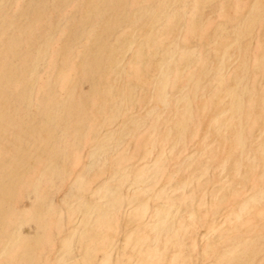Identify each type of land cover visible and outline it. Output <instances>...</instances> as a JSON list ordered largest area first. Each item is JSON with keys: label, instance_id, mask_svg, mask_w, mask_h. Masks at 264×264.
I'll return each mask as SVG.
<instances>
[{"label": "bare ground", "instance_id": "1", "mask_svg": "<svg viewBox=\"0 0 264 264\" xmlns=\"http://www.w3.org/2000/svg\"><path fill=\"white\" fill-rule=\"evenodd\" d=\"M71 1L57 0L55 5ZM172 1L147 0L141 15L132 20H164ZM237 1L220 5L227 27L214 24L215 34L207 40L216 57L200 58L193 48L173 41L164 47L163 62L156 67L147 96L150 105L126 116L118 129L100 133L101 126L105 130L104 125L124 115L135 100L128 71L135 73V87L149 84L138 71V56L115 69L119 40L116 36V44H110L109 36L119 20L132 21L123 14L126 0H87L91 6L84 19L71 21L57 42L51 29L63 22L55 21L49 30L45 4L29 2L10 13L6 9L13 1L0 0V264H93L96 251L101 252L97 264H191L200 228L204 264H264V0H249L244 14L236 12ZM173 2L181 7L166 34L176 35L177 25L194 10L190 35L198 36L204 19L196 16L198 10L202 4L213 9L214 0ZM97 20L100 28L92 30L89 42L82 44L80 63H74L70 34L77 37ZM255 26L261 32L252 52L249 40ZM47 28L51 34L45 33ZM115 28L113 33L120 30ZM49 50H55L53 69L41 80L36 67ZM178 54L190 67L174 69ZM228 60L234 62L232 74L227 73ZM70 73L74 79L68 83ZM84 81L90 84L87 92L81 88ZM177 82L180 88L172 97L170 88ZM55 86L65 89L62 98ZM86 142L93 144L88 162L55 204L52 194L80 163V146ZM191 142L192 152L184 155ZM99 178L101 186L87 197L85 189ZM161 180L154 190L152 185ZM22 196L31 201L18 210ZM124 203L130 205L125 222L131 227L123 249L114 255ZM149 208L151 219L145 221ZM73 221L76 225L60 239L58 256L49 258L55 236ZM23 223H33L34 232L22 233Z\"/></svg>", "mask_w": 264, "mask_h": 264}, {"label": "rangeland", "instance_id": "2", "mask_svg": "<svg viewBox=\"0 0 264 264\" xmlns=\"http://www.w3.org/2000/svg\"><path fill=\"white\" fill-rule=\"evenodd\" d=\"M5 1H7V0H5ZM10 1H13V3L11 2L12 4L10 3L9 6L6 3V5H7L6 11L7 12H10V13H16V12L20 11L21 9H23V7H28L29 2H31V4H33V2H34L33 0H10ZM49 1L50 0H48V1L47 0H44V1L43 0H40V2H39V1L36 0L37 3L36 2L35 3H36V6L39 5V4L40 5L41 4H45L46 7H49V18H50V20H49L50 21V24L48 23L49 30H50V28H52V25L55 26V21L58 22L56 24H59L60 22H63V23H60V25H58V27H53V28H56L57 30L56 29L53 30V28L51 29L52 30L51 31L52 34L48 30V28L45 31V33H49L50 32V34H51V36H52V38H53V40L55 42L61 41L65 37V31L63 29H65L70 24H72L73 22H71V21H74L75 23L82 21L84 19V15H85V9H87V7H90L91 6L90 4L88 5L87 0H72L71 2L61 3L59 6L55 5V2L57 0H51L50 3H49ZM146 1L147 0H126V2L124 4V7H123V11L124 12L122 11L123 14L126 15V16H128L129 18H131V20H132V17L134 15H141L140 12L143 10V7L145 6ZM173 1L171 2V4L169 3L168 6H167V10H166V14H165L166 17L164 18V20L161 19L160 21H153L151 18H149V17L145 18L143 16V17H141L139 19L138 18H135L132 21H130V20H122V21H120L119 20L118 22H116L113 25L112 29H114L115 27H116L115 29H117V28L120 29V30H118V32H115L114 31V33H113V30L111 29V33H113V36L111 35V33H110V36H109V39H111V41H110L111 43L109 42V39H108V42L110 44H116L115 41H118L119 40V44H118V42H117V44H118V48L120 47L119 48L120 50H117L116 51L117 52L116 55L118 56V58L115 59V65H116L115 66V69L116 70L122 69V66L124 68L128 63H130L132 61V59L137 58V57H133V56H138V59L139 60L141 59L140 60L141 62L138 61L139 64H140L138 71H139V73L143 77H145V78L148 79V83L149 84H146V85H143V86L136 85V87H138L136 89L135 83H134L135 82L134 81L135 80V78H134V74L135 73L133 71H130L129 70L128 71V77H127V79H130V82L132 84H134V88L137 91V94L136 95H135V92L136 91H134V98H135V100L134 101L132 100L129 103L130 105L128 104L129 107L127 106L128 108L125 109L124 115H120V116L117 115L115 118H113V120H112V122L110 124L104 125L106 131L104 130V127L101 126L98 129L99 131H101L100 133H105V132L107 133V131L108 132H110V131L112 132V131L118 129L122 125V123L124 122V120L126 119V116H131L132 114H134V115H132V117H133V116L137 115L138 112L144 110L145 107H146V105H148V106L150 105L149 102H148L147 96L149 95V93L152 90V81L156 78V76L158 74V70L156 69V67H157V65L160 64V62H163V59H164L163 56H165L164 55V52H165L166 48L173 41H175V42L177 41L178 44H179V46L181 48H185V47L186 48L188 47V48H191V49L193 48L196 51L197 55L200 58H202L203 55H206V54L209 57H216V56H214L215 54L213 53V51L210 49V45H209V43H208L207 40L208 39H211L214 36V34H215V32H214V26L216 24H220V26L225 25L227 27V24H225L224 21H223V20H225L226 17L224 18L223 13L219 11L221 9L222 3L225 2L226 0H217L218 2L216 0H214V2L211 3V5H213V9L211 8V6H209V4H207V5L206 4H202L200 6V8H199L198 13H197L196 16H198L199 18H204V19H203V21H201L202 22L201 23L202 25L200 26L201 28L199 30V34L196 37H191V35H190L191 27H192V24H193L192 18L195 15L194 10H193V13L190 12V13L186 14L185 15V18L182 20V22H180L177 25V30L178 31H177L176 35L175 34H171V35H167L166 34L165 31H166L167 27H169V25H170L171 22H174L173 20L175 18V13L181 7L180 6L181 5L180 3L173 2ZM240 1H242L243 3H241ZM250 1H252V0H250ZM250 1L249 0H245V1L244 0H238L237 1V10H236V12L238 11V13L244 14V12L246 10H248L247 7H249L248 4H250ZM27 2H28V4H27ZM24 3L26 4V6H25ZM47 3L49 4V6H47ZM31 4H30V6H32ZM174 4H175L176 7H178V6L179 7L176 8L174 6ZM214 4H215V6H214ZM216 4H217V6H216ZM6 5H5V7H6ZM171 6H173V7H171ZM238 6H239V8H238ZM241 7L243 8V10H242ZM209 8H211V9H209ZM215 8H217V9H215ZM8 9H10V11H8ZM171 9H172V11H171ZM54 10H56V11H54ZM214 11H215V15H214ZM75 12H77L78 14L75 13ZM219 13L221 14V17L222 18L220 16H218V15H220ZM209 14L210 15L213 14V15L212 16H208ZM52 15H53V17H52ZM74 15L77 16V20H73L74 18L76 19V17ZM216 17H217V19H215ZM219 17L221 19H219ZM205 18H206V20H205ZM58 19H60V20H58ZM62 19H63V21H61ZM209 20H211V22H208ZM127 21H129L130 23L127 22ZM203 22H204V24H203ZM205 22L208 23V24L206 25ZM96 23H95L96 26H94L95 24H93V26H90L89 25L88 26L89 27L88 28V31H85V30L79 31L78 33H81V34H79L78 36L76 35L77 37H74V34H70V36L73 37V38H71L72 39V42L71 43H72L73 48H74V56H73V62L74 63H77V64L80 63V59H81L80 56L82 55L81 50L83 48L82 44H84V43L86 44L87 42H89L87 40H88V38H91L92 37V34H93L92 33V30H93L94 33H96L98 31V29L100 28V24H101L100 23V20H97ZM147 24H149V25H147ZM86 28H87V25L83 29H86ZM210 29H212L211 30V31H213L212 33H211ZM55 30H56V34L54 33ZM149 32L152 33V34H149ZM153 32H154V34H153ZM260 32H261V27H259V26H255L253 28V30H252V37L249 40V46L252 48V52H254V50H255V45L257 44V42L259 40V35L258 34H260ZM53 33H54V36H53ZM90 33H92V34H90ZM145 33H148V34L144 35ZM150 35H151V37H150ZM116 36H117V38H116ZM110 37H112V38H110ZM126 37L129 38V40L132 38L134 42L132 41V39L129 41ZM115 38L118 39V40H115ZM125 38L127 40H125ZM148 38H149V40H150V38L152 40H154L155 38L156 39L153 42V41H149ZM122 41H127V42L125 44V42H122ZM132 42H133V44H132ZM134 43H135V45H134ZM124 44L127 45V46H125ZM129 45H131L130 48H129ZM140 45H141V47H140ZM155 46H157V47L155 48ZM125 47H126V49L124 51L123 49ZM164 47H165V50H163ZM53 48H55V46ZM143 48H144V52L142 53V51H143L142 49ZM155 49H157V51ZM121 50L124 51V53H122L120 55L119 53H121ZM134 50L136 52H134ZM158 50H161V51H158ZM47 52H48L47 54L45 53L46 55L44 54L45 56L43 55L44 58L42 57L41 62H40V65H39V69L41 71L39 69H37L38 67H36V70L39 71L38 74H39L41 80H46L48 78V76H49V73L53 69V64H52L51 61L54 58V54H55L54 52H55V50H49ZM202 53H204V54H202ZM150 54H151V56H150ZM201 54H202V56H201ZM116 55H115V57H116ZM174 56H175V59H174V61H175L174 62V69H177V70L178 69L179 70L181 69L182 70L183 68L184 69L187 68V66L190 67L189 64H187L188 62L186 61L185 58L182 57V55H179L178 54V55H174ZM122 58L124 60H122ZM43 59H45V61H43ZM116 60H119V61H116ZM199 60H201V59L198 58V61ZM42 62H44V65H42ZM117 63H120V64H118V67H117ZM41 65L43 67H41ZM182 65H183V67H182ZM226 65H227V69H228V70L226 69L228 71L227 73L232 74L231 72H233L232 70L234 68V62L232 60H228L226 62ZM104 70H105V68H104ZM130 72H132L131 73L132 75L130 74ZM141 75H139V76H141ZM73 76H74V74L72 73V75H71V73H70V79L68 80V83L71 82L74 79ZM111 76H112V74H109V78H107V79H110ZM229 81H230V79H229ZM255 82L258 83L260 81H256L255 80ZM179 84L180 83L177 82L175 84V86H173V87L170 88V95L172 97L175 96L176 93L179 91V88H180L179 87L180 86ZM81 85H82L81 88H83V90H82L83 92L84 91L87 92L89 90V88H90V84L88 83V81H84V83L82 82ZM55 88L57 90V91L55 90L56 93H57V95L62 98V96H64V94H65V89L63 91V88L61 89V88H59V86H57V87L55 86ZM33 95L36 96V91L35 90L33 91ZM133 107H134V109H133ZM131 109H132V111H131ZM117 118H118V121H116ZM256 120L258 122L260 121L259 116H257V115H256ZM113 122H115V123H113ZM93 124L95 126V123H93ZM256 127L253 128L254 130L250 132L251 133V136L255 135ZM191 144H194V143L193 142L189 143V146L186 149V151L184 152V155L189 154V153L192 152V149L193 148L191 147ZM92 145L90 144V142H86L82 146H80V163L77 166H75V168H73V170L65 178L66 180H65L64 186L61 189H59L60 191L58 190L57 192H54V194H52V200H53V202L55 204H59L61 202V200L63 198V195H64V191L66 190V188L74 180V177L79 172L80 168H82V166H84L88 162V159H89L88 158V155H89V152H90V148L92 149ZM132 164L135 166L136 164H139V162H137V161L136 162H133L132 161ZM210 172H211L210 175L212 176V180H213V178H214V176H216V174H215V172L212 169L210 170ZM100 180H101V178H99L98 180H94L85 189V193H86L87 197L90 198L92 196V193L91 192H93L94 190H96L98 187L101 186L102 181H100ZM162 184H163V182L161 180L159 182H155L152 185V187L154 188V190H156ZM124 185L122 186V190H123V193L125 194L126 190L129 187L128 186L129 184H128V182H126V184H124ZM30 201H31V199L29 197L22 196L18 200V202H17V209L18 210H21V209H24V208L28 207L29 204H30ZM126 204L127 203H124V205L122 206V208H120V211L121 212L119 213L118 223H120V224L122 223V225H121L122 228H120V224H119V230H118L116 239L114 240V244L112 245L113 246L112 248L115 247L113 249L114 251L112 250L114 255L117 254L116 252H120L123 249V247H124V241H125L124 239L126 238V234L128 232L129 227H131V225L129 223L125 222V217H126L127 212H128V210L130 208V205L127 204V207H126ZM191 205H193L192 208H195V205L193 203H191ZM151 210H152V208H149V210H148V212H147V214L145 216V219H144L145 221L151 219V213H152ZM220 211L217 210L216 211V214H215V218L217 219V222H220V216H221V215H219V212ZM122 212H124V213H122ZM123 215H124V217H123ZM121 219H122V221H121ZM72 223H74V224H72ZM72 223H68V224L66 223L65 230L61 234V236L60 235L55 236L54 241L52 243L51 250L48 253L49 254V258L52 259V258H55L56 256H58V254L60 252V239H62V237H63L62 235H66V233L69 230H71L73 226L76 225V222L75 221H73ZM32 224L33 223H27V224L26 223H23V225L20 227L22 233H24V234H30V233L34 232V225H32ZM120 232H121V234H120ZM196 233H197L196 234V239H197V243H198V248L199 249L197 248V252L191 257V260L192 261L190 263L191 264H204L205 262H204V259H203V250H202V234H203V228H200ZM119 239H120V241H119ZM117 240H118V242H117ZM116 243H117V246H116ZM118 244H119V246H118ZM76 251L77 250H75V252ZM100 255H101V252L100 251H96V252H94L92 254L91 259H92L93 264H97L99 262L100 257H101ZM77 257H78V252H76V255H74L73 258L75 259ZM196 258H197L198 261L196 260Z\"/></svg>", "mask_w": 264, "mask_h": 264}]
</instances>
